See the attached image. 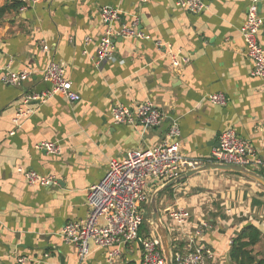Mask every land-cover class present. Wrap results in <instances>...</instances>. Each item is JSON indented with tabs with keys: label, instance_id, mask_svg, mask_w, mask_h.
Here are the masks:
<instances>
[{
	"label": "crops",
	"instance_id": "0c3cea01",
	"mask_svg": "<svg viewBox=\"0 0 264 264\" xmlns=\"http://www.w3.org/2000/svg\"><path fill=\"white\" fill-rule=\"evenodd\" d=\"M20 1L21 7L0 15V256L16 252L28 257L26 264H143L137 242L122 244L121 255L110 262V249L91 241L89 255L81 260L78 247L65 242L61 230L87 216L89 189L105 176L111 160L158 145L173 121L179 123L181 149L188 157L209 162L220 134L235 129L264 161V79L252 75L241 33L254 0H210L201 13L184 10L178 0H0V8ZM105 5L119 10L115 27L137 21L150 38L117 37L114 59L98 65ZM257 8L264 19V0H257ZM158 40L170 42L189 62L174 66ZM259 43L264 48V22ZM51 61L64 66L81 99L54 95L32 101L33 112L16 124L24 95L51 87L42 79ZM8 69L30 70L32 77L24 85H8L2 80ZM218 92L228 97L227 105L207 100ZM143 101L163 110L161 125L115 122L114 105L135 109ZM42 141L59 144L61 153L37 149ZM27 169L54 175L56 182L31 185ZM259 170L264 172V165ZM242 179L207 171L177 183L173 196L161 199L164 222L170 220L167 211L180 205L191 212V224L210 223L199 242L214 251L211 264H238L231 256L233 240L248 223L262 231L252 250L264 258V189L244 186ZM200 182L216 184L217 193H192L188 186ZM158 187L151 182V193ZM149 230L156 232L152 225ZM3 264L19 263L8 257Z\"/></svg>",
	"mask_w": 264,
	"mask_h": 264
},
{
	"label": "built area",
	"instance_id": "2783aa9c",
	"mask_svg": "<svg viewBox=\"0 0 264 264\" xmlns=\"http://www.w3.org/2000/svg\"><path fill=\"white\" fill-rule=\"evenodd\" d=\"M25 1L37 4L43 0ZM209 3L210 0L177 1L181 8L193 13L206 11ZM101 18L105 30L97 48L98 65L114 59L117 37L150 38L149 34L138 27L137 21L131 26L121 24L120 27H115L114 23L120 19L119 10L115 7L103 6ZM263 22L264 19L257 8V0H254L241 27V33L246 53L253 62L252 75L260 79H264V48L259 43ZM156 44L167 49L174 66L189 62L188 56L181 55L180 51H173L170 42L158 40ZM43 49L48 50L49 45L44 44ZM31 77L30 70L8 69L3 73L2 80L8 85H24ZM42 79L50 83L51 87L43 92L24 95V107H19L14 118L16 124L19 125L22 117L33 112L29 107L32 101H45L54 95H62L71 102L81 99L79 93L74 90L72 81L65 76V68L60 63L49 62L42 71ZM207 100L224 106L229 99L224 93L218 92L207 96ZM112 115L117 123H130L136 126L141 124L148 128L159 126L166 119L163 110L152 101H143L135 109L124 104L114 105ZM10 134H15V131H11ZM180 139L179 123L173 121L166 137L158 145L146 150L134 149L128 152L125 159L110 161L105 176L89 189L87 216L68 221L61 230L64 241L78 247L81 260L89 255L91 241L100 247L110 249L108 257L110 262H114L115 258L121 255L122 244L137 242L141 246L143 264H166L159 235L154 231L146 233L142 227L148 220V206L152 195L150 183L164 185L182 173L205 163L184 155ZM36 148L53 154L61 153L60 145L51 141H42ZM210 161L241 165L258 171L264 165L256 149L235 129H228L220 134L219 145L213 151ZM24 175L31 185L50 186L56 182L54 175L42 174L34 169L24 170ZM167 212L170 220L165 223L172 235L174 264H211L215 258L214 251L202 241L199 242L204 231L211 227L210 223L201 219L198 224H191L192 214L184 206L178 205ZM183 240L186 243H182ZM8 257H13L19 264H26L28 261V257L14 252L0 256V264Z\"/></svg>",
	"mask_w": 264,
	"mask_h": 264
},
{
	"label": "water",
	"instance_id": "95a60500",
	"mask_svg": "<svg viewBox=\"0 0 264 264\" xmlns=\"http://www.w3.org/2000/svg\"><path fill=\"white\" fill-rule=\"evenodd\" d=\"M207 171L234 172L236 174H241L249 178H252L264 187V174L260 173L258 170L251 169L241 165L230 164L225 162H217V161L206 162L195 169L182 173L181 175L165 183L164 185L159 186L151 195L150 207L152 212H151L150 222L161 239V246L164 253L166 264H174V259L171 248L172 247L171 234L166 223L162 219V214L158 207V202H157L158 194L163 190L173 187L176 183H179L182 180L192 178L196 175H199L200 173Z\"/></svg>",
	"mask_w": 264,
	"mask_h": 264
},
{
	"label": "trees",
	"instance_id": "16d2710c",
	"mask_svg": "<svg viewBox=\"0 0 264 264\" xmlns=\"http://www.w3.org/2000/svg\"><path fill=\"white\" fill-rule=\"evenodd\" d=\"M24 2H16L10 6L2 7L0 8V15L13 10L17 9L18 7H21ZM260 173L264 174L263 171H259ZM229 174H235V175H241L236 174L234 172H226ZM244 176V175H243ZM170 193L172 194V188H168L166 190L161 191L158 194L157 201L161 204V199L164 194ZM147 223V222H146ZM146 233H150V230L146 231ZM262 236V231L260 227L255 223H248L244 225L241 228L240 233L236 238L233 240L232 250H231V256L234 261H236L238 264H264V258L260 259L257 258V256L253 253L252 247H254L255 244H257ZM172 243V241H171ZM172 252L174 251L173 247ZM129 264H135L134 262Z\"/></svg>",
	"mask_w": 264,
	"mask_h": 264
},
{
	"label": "rangeland",
	"instance_id": "374dc122",
	"mask_svg": "<svg viewBox=\"0 0 264 264\" xmlns=\"http://www.w3.org/2000/svg\"><path fill=\"white\" fill-rule=\"evenodd\" d=\"M242 177H243V179L242 180H244V181H247V182H245V184H244V186L245 185H251V186H254L257 190L258 189H264L262 186H261V184H259L256 180H254V179H252V178H249V177H247V176H243V175H241ZM187 184H185V186H186ZM189 187V189H191V191H193L192 193H199V192H202L203 190L204 191H209V192H214V193H217L216 192V184H209V183H206L205 184V186H203L202 184H201V182H200V184L199 183H195L194 185H191V186H188ZM244 191V190H243ZM190 192V191H189ZM158 202V201H157ZM164 205H161L160 204V202L158 203V207H159V209H160V211L161 210H163V207ZM151 212H152V210H151V207H150V205L148 206V213H147V223H145V225L142 227V230L144 231V232H146V231H148L149 230V228H150V226L152 225L151 224V222H150V218H151ZM150 225V226H149Z\"/></svg>",
	"mask_w": 264,
	"mask_h": 264
}]
</instances>
